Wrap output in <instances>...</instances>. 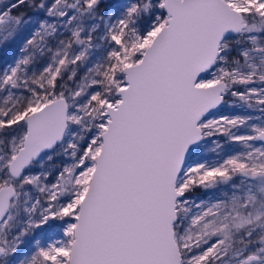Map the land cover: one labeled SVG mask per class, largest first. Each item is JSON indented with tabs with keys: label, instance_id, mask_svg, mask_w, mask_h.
I'll use <instances>...</instances> for the list:
<instances>
[{
	"label": "snow or ice",
	"instance_id": "1",
	"mask_svg": "<svg viewBox=\"0 0 264 264\" xmlns=\"http://www.w3.org/2000/svg\"><path fill=\"white\" fill-rule=\"evenodd\" d=\"M0 264H264V0H0Z\"/></svg>",
	"mask_w": 264,
	"mask_h": 264
},
{
	"label": "rangeland",
	"instance_id": "2",
	"mask_svg": "<svg viewBox=\"0 0 264 264\" xmlns=\"http://www.w3.org/2000/svg\"><path fill=\"white\" fill-rule=\"evenodd\" d=\"M6 51H7V50H2V49H0V64H2L3 54H4Z\"/></svg>",
	"mask_w": 264,
	"mask_h": 264
}]
</instances>
